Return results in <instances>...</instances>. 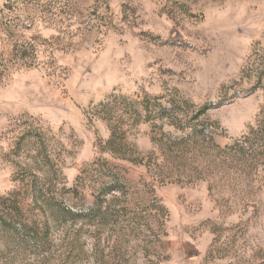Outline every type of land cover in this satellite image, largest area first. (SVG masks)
<instances>
[{"label":"rangeland","instance_id":"1","mask_svg":"<svg viewBox=\"0 0 264 264\" xmlns=\"http://www.w3.org/2000/svg\"><path fill=\"white\" fill-rule=\"evenodd\" d=\"M0 54V197L44 235L0 222V264H264V0H0ZM173 102L212 135L182 157L153 140L191 131ZM102 103L138 161L108 151ZM109 169L97 218L51 214Z\"/></svg>","mask_w":264,"mask_h":264},{"label":"trees","instance_id":"2","mask_svg":"<svg viewBox=\"0 0 264 264\" xmlns=\"http://www.w3.org/2000/svg\"><path fill=\"white\" fill-rule=\"evenodd\" d=\"M27 56L28 55L23 54L22 56H20V59L24 60L25 57ZM10 62L11 61H9L3 55L0 54V70L2 68L5 69ZM259 77L261 79V83H262L261 85L264 88V71ZM185 103L187 104L188 102L185 101ZM172 104L173 105L171 107L162 106L160 110V114L162 116H167L171 124H174L175 126L177 125L181 129L182 128L186 129L187 127H190L191 131L188 134H185L183 136H173V135H169V133L164 132L160 138L158 137L153 138L155 143H157V145H159L161 149L165 148L167 150L175 152L176 154H179L183 146H189L193 144L196 139H201V138L209 139L210 138V141H211L212 135L207 133L208 131H205L203 128H200L198 124H195L194 122L196 119H198L200 116H202L203 114L207 112L206 107H202L196 110L195 115L193 117V121L191 123H188L189 121L185 123L183 119L175 116L177 113H179L176 110V108H180V107L182 108V106L174 102ZM101 105L103 106V108L100 111L102 114L104 115L106 114V116L108 117L107 119L109 120V125L111 129L110 137L108 138L106 142L108 151L116 157H119L122 159H131L132 161H138L137 159L128 158L126 154L127 152L125 148L128 146L125 140L126 131L123 128L122 124L120 123L123 118L121 114L118 113L121 110H117L115 112L116 114L113 115V114H110V112L113 111V109L118 108L117 105H112L113 109L110 108L111 105L109 103H106V104L102 103ZM105 107H109V109H106ZM135 113H137V115L140 116L137 109L135 110ZM263 114H264V111H263ZM263 118H264V115H263ZM262 126H263L262 123L261 125L259 124L257 130L253 129L250 132V134L255 135V137L259 136L258 131H260V128ZM250 134L247 135L246 139H249ZM179 155L180 157L183 156L182 153ZM144 162L142 161L141 163H144ZM151 162H152L151 160H148L144 164L151 165ZM160 165H161L160 166L161 168L163 166L167 168V165L163 164V162ZM104 175L110 179V182H108L107 184V188L100 189L96 194H94L95 201L89 206H87V208H85L82 211H77V210H73L70 207L64 205L62 201H58V202H55L57 204V207L55 209L53 207L51 208L50 206L51 214H54L55 212H61L63 214L71 215L74 217L97 218L101 214V211L103 209L102 196L104 194H107V192L108 193L112 192L115 187H119L121 185V180L119 178V175L115 173L113 170L109 169L108 172L104 173ZM174 179L176 181H179L178 179H182V177L175 176ZM170 181L173 182V179L171 178ZM41 183L43 184L41 179L35 180L34 186H33L34 189L36 190L38 186L41 187ZM15 197H17L16 194L11 195V197H5V196L0 197V200H2V206H3V209H0V222L3 223V226L6 229H12L17 234L19 233L21 234L22 232H28L30 233V235L32 234L33 237L36 238V240H42L44 235L40 236V234L43 233V229L39 226L38 222L29 221L28 218H25L24 214L22 213V207L19 205V200L18 198L14 199ZM49 199L51 198H48L46 201L48 202ZM7 200H12V205L7 206L6 205Z\"/></svg>","mask_w":264,"mask_h":264}]
</instances>
